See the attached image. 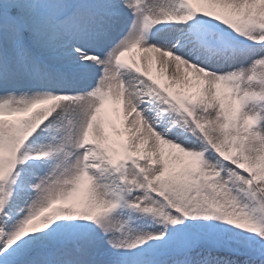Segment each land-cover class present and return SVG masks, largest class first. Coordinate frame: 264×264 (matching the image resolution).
<instances>
[{"label":"snow or ice","instance_id":"6c2138e0","mask_svg":"<svg viewBox=\"0 0 264 264\" xmlns=\"http://www.w3.org/2000/svg\"><path fill=\"white\" fill-rule=\"evenodd\" d=\"M0 264H264V0H0Z\"/></svg>","mask_w":264,"mask_h":264},{"label":"rangeland","instance_id":"374dc122","mask_svg":"<svg viewBox=\"0 0 264 264\" xmlns=\"http://www.w3.org/2000/svg\"><path fill=\"white\" fill-rule=\"evenodd\" d=\"M132 55H133V56L135 57V59L139 62L141 54L138 53V52H136V53H133ZM147 67H149V69H150L151 71H153V72L156 71V64H155L154 61L150 62V63L147 65Z\"/></svg>","mask_w":264,"mask_h":264}]
</instances>
